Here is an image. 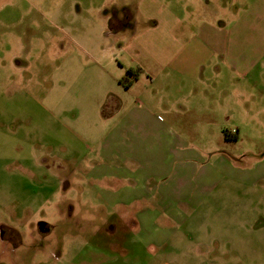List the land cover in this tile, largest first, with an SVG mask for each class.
Returning a JSON list of instances; mask_svg holds the SVG:
<instances>
[{
  "label": "rangeland",
  "instance_id": "obj_1",
  "mask_svg": "<svg viewBox=\"0 0 264 264\" xmlns=\"http://www.w3.org/2000/svg\"><path fill=\"white\" fill-rule=\"evenodd\" d=\"M255 1L0 0V264H264V71H226L219 97L195 93L188 105L146 76L130 89L119 82L133 26L231 21ZM117 17L128 22L117 27ZM114 96L174 104L151 108L216 170L199 199L147 202L146 226L175 230L158 250L106 201V182L87 178Z\"/></svg>",
  "mask_w": 264,
  "mask_h": 264
},
{
  "label": "crops",
  "instance_id": "obj_2",
  "mask_svg": "<svg viewBox=\"0 0 264 264\" xmlns=\"http://www.w3.org/2000/svg\"><path fill=\"white\" fill-rule=\"evenodd\" d=\"M127 18L130 22L132 16ZM116 19L120 28L128 22ZM181 19L177 15L164 22L151 19L142 32L132 25L127 44L132 58L123 67L126 72L139 68L141 73L128 89L146 76L161 91L171 92L175 87L181 97L174 104L188 105L197 93L208 102L209 97H219L226 71L231 79L247 77L259 68L264 71V0L255 1L231 21L202 19L194 26L179 27ZM142 99L113 97L114 109L106 110L113 126L87 178L106 182V201L119 209L120 218L139 227V238L145 244L158 250L171 245L172 238L166 234L173 235L175 230L146 226L147 202L203 197L217 182L216 170L206 150L194 145L190 133L174 130L151 108L154 102L170 112L174 104L161 107L164 101L157 98ZM223 161L220 156L216 163ZM166 214L172 219L178 216L175 207ZM173 247L180 249L178 243Z\"/></svg>",
  "mask_w": 264,
  "mask_h": 264
},
{
  "label": "trees",
  "instance_id": "obj_3",
  "mask_svg": "<svg viewBox=\"0 0 264 264\" xmlns=\"http://www.w3.org/2000/svg\"><path fill=\"white\" fill-rule=\"evenodd\" d=\"M141 73V70L139 68H130L127 70L126 74L123 76V78L120 80L121 84H123L125 87H130L131 84L138 78L139 74ZM225 138L226 139H237V135H231L229 131H224Z\"/></svg>",
  "mask_w": 264,
  "mask_h": 264
},
{
  "label": "flooded vegetation",
  "instance_id": "obj_4",
  "mask_svg": "<svg viewBox=\"0 0 264 264\" xmlns=\"http://www.w3.org/2000/svg\"><path fill=\"white\" fill-rule=\"evenodd\" d=\"M42 226H43V228H44V227H46V224H45V223H42Z\"/></svg>",
  "mask_w": 264,
  "mask_h": 264
}]
</instances>
